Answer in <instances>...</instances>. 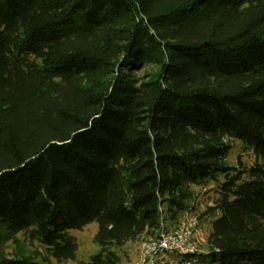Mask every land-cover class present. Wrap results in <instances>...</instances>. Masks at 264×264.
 <instances>
[{"label":"trees","instance_id":"obj_1","mask_svg":"<svg viewBox=\"0 0 264 264\" xmlns=\"http://www.w3.org/2000/svg\"><path fill=\"white\" fill-rule=\"evenodd\" d=\"M185 211L198 263L264 264V0H0V264L74 260L91 222L79 264H127Z\"/></svg>","mask_w":264,"mask_h":264},{"label":"rangeland","instance_id":"obj_2","mask_svg":"<svg viewBox=\"0 0 264 264\" xmlns=\"http://www.w3.org/2000/svg\"><path fill=\"white\" fill-rule=\"evenodd\" d=\"M155 70V67L152 65L143 66L141 69L133 71L134 75L143 76L144 72ZM232 147L227 157V163L230 165H251L256 157L252 150L246 148L240 141L232 140ZM215 185L214 182H207L201 186L193 187V191L195 193V203H199V209H203L206 204L212 202L215 194ZM208 219V218H207ZM207 219L205 221H199L196 231H198V237H195L196 241V249L201 252V254L206 253V235L209 229V222ZM97 228L96 222H91L85 225L80 230H69V233L75 236L78 244V248L76 251V257L74 260L66 261L63 264H79L80 261H86L88 258L95 254L99 247L93 241V237ZM17 242L19 247L16 248V244L9 241L4 245V252L7 255H12L15 251L17 255L21 256V254H29L30 250L37 249L38 251H42V248L37 245V243H31L25 237V234L18 233L17 234ZM141 238V236H140ZM140 243L141 239L138 238L136 241H131L125 244L123 247L119 249H115L120 255L122 261L127 264H135L139 260L140 255ZM38 261H41L38 258ZM42 264H57L54 259H49L47 262H42ZM198 264H207L206 262L198 263Z\"/></svg>","mask_w":264,"mask_h":264},{"label":"built area","instance_id":"obj_3","mask_svg":"<svg viewBox=\"0 0 264 264\" xmlns=\"http://www.w3.org/2000/svg\"><path fill=\"white\" fill-rule=\"evenodd\" d=\"M196 229L197 220L187 211L172 227L161 221L155 237L141 236L139 260L135 264H198L201 252L196 249Z\"/></svg>","mask_w":264,"mask_h":264},{"label":"crops","instance_id":"obj_4","mask_svg":"<svg viewBox=\"0 0 264 264\" xmlns=\"http://www.w3.org/2000/svg\"><path fill=\"white\" fill-rule=\"evenodd\" d=\"M137 256H139V254Z\"/></svg>","mask_w":264,"mask_h":264}]
</instances>
